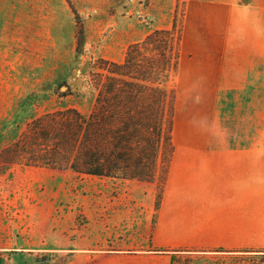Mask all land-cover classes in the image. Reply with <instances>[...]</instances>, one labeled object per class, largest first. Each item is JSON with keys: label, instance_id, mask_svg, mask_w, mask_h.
<instances>
[{"label": "rangeland", "instance_id": "rangeland-1", "mask_svg": "<svg viewBox=\"0 0 264 264\" xmlns=\"http://www.w3.org/2000/svg\"><path fill=\"white\" fill-rule=\"evenodd\" d=\"M198 1L208 0H0V152L40 116L67 109L87 115L95 97L90 74L96 61L121 62L130 44L153 30L169 28L174 16L182 26L180 61L170 83L182 114L179 121L187 107L190 117L203 119L199 114H206V103L198 106L190 96L194 22L185 16L187 4ZM250 79L245 88L223 93L218 101L219 122L233 147L250 142V114L264 104V63ZM160 179L112 180L0 162V205L14 221L13 237L29 236L37 224L40 237L59 243L77 240L87 222L94 224L96 204L102 203L97 191H117L114 207L123 203L121 191H157V203L166 183ZM44 225L51 226L52 235L44 234ZM8 259L0 254V264ZM33 264L60 261L44 254ZM174 264H264V249L181 253Z\"/></svg>", "mask_w": 264, "mask_h": 264}, {"label": "crops", "instance_id": "crops-1", "mask_svg": "<svg viewBox=\"0 0 264 264\" xmlns=\"http://www.w3.org/2000/svg\"><path fill=\"white\" fill-rule=\"evenodd\" d=\"M186 7L195 42L190 96L198 106L206 103L207 111L194 119L187 107L180 122L174 97L173 151L158 207L157 191H121L123 203L116 207L117 191H97L102 203L94 224L87 222L77 240L56 243L40 237L37 224L29 236L13 237L14 221L0 205L6 264H18L15 258L33 264L44 254L60 264H174L181 253L264 249V104L250 114V142L241 147L228 144L218 110L222 94L245 88L264 63V0ZM43 228L53 234L51 226Z\"/></svg>", "mask_w": 264, "mask_h": 264}, {"label": "trees", "instance_id": "trees-1", "mask_svg": "<svg viewBox=\"0 0 264 264\" xmlns=\"http://www.w3.org/2000/svg\"><path fill=\"white\" fill-rule=\"evenodd\" d=\"M181 37L174 16L169 28L130 44L121 62L98 59L90 74L95 90L90 112L67 109L32 120L0 152V162L112 180L161 178L163 185L173 151L170 83Z\"/></svg>", "mask_w": 264, "mask_h": 264}]
</instances>
